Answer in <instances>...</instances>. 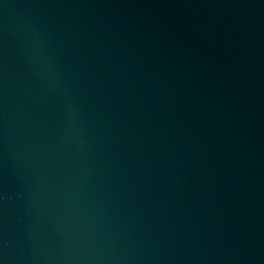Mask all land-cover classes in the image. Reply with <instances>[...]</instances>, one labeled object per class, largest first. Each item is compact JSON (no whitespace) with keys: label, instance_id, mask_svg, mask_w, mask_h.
Here are the masks:
<instances>
[{"label":"water","instance_id":"obj_1","mask_svg":"<svg viewBox=\"0 0 264 264\" xmlns=\"http://www.w3.org/2000/svg\"><path fill=\"white\" fill-rule=\"evenodd\" d=\"M0 264H264V0H0Z\"/></svg>","mask_w":264,"mask_h":264}]
</instances>
